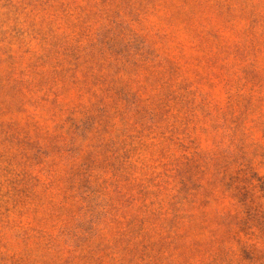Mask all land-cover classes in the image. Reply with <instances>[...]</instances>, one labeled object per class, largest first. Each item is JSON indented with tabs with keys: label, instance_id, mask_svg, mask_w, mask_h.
I'll return each instance as SVG.
<instances>
[{
	"label": "rangeland",
	"instance_id": "obj_1",
	"mask_svg": "<svg viewBox=\"0 0 264 264\" xmlns=\"http://www.w3.org/2000/svg\"><path fill=\"white\" fill-rule=\"evenodd\" d=\"M0 264H264V0H0Z\"/></svg>",
	"mask_w": 264,
	"mask_h": 264
}]
</instances>
